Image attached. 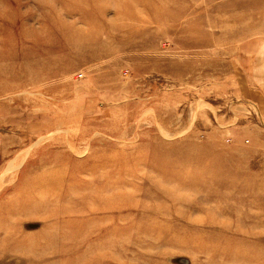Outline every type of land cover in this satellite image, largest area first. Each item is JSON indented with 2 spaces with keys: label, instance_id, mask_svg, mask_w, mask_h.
<instances>
[{
  "label": "rangeland",
  "instance_id": "rangeland-1",
  "mask_svg": "<svg viewBox=\"0 0 264 264\" xmlns=\"http://www.w3.org/2000/svg\"><path fill=\"white\" fill-rule=\"evenodd\" d=\"M29 263L264 264V0H0V264Z\"/></svg>",
  "mask_w": 264,
  "mask_h": 264
},
{
  "label": "bare ground",
  "instance_id": "bare-ground-1",
  "mask_svg": "<svg viewBox=\"0 0 264 264\" xmlns=\"http://www.w3.org/2000/svg\"><path fill=\"white\" fill-rule=\"evenodd\" d=\"M83 241V240H82ZM24 251V250H23ZM54 251V250H53ZM20 252V251H19ZM88 253V252H87ZM36 254V253H35ZM40 255V254H39ZM30 264V263H29Z\"/></svg>",
  "mask_w": 264,
  "mask_h": 264
}]
</instances>
